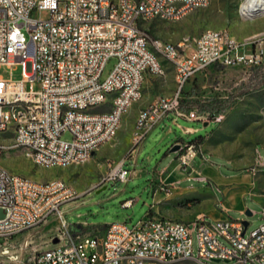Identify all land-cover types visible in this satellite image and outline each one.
I'll return each mask as SVG.
<instances>
[{
	"label": "built area",
	"instance_id": "obj_1",
	"mask_svg": "<svg viewBox=\"0 0 264 264\" xmlns=\"http://www.w3.org/2000/svg\"><path fill=\"white\" fill-rule=\"evenodd\" d=\"M201 2L211 0H0V126L19 123L16 134H7L11 143L5 141L0 151L21 150L35 166L86 163L92 145L110 138L114 110L140 95V70L164 76L158 72L161 61L177 70L176 94L157 97L131 152L166 119L174 124L177 119L203 121L204 115L180 108L184 86L214 66H259L264 40L237 41L229 32L208 29L175 45L153 40L150 48L140 22L176 21L186 11L200 9ZM147 49H155V57H147ZM110 61L112 68L103 76ZM15 67L20 69L18 79L12 77ZM103 89H117V96L102 98ZM17 99L31 100L32 117L5 116L7 100ZM65 104L97 105V112L71 114ZM64 134L69 139H63ZM176 143L180 150L186 148L179 158L186 164L193 145ZM131 173L122 162L104 181L125 182ZM161 189L169 192L166 185ZM74 197L73 187L61 179L59 184L32 185V179L0 165V243H11L55 218L59 229L48 247L35 250L33 264H264V210L261 224L249 233V223L244 228L230 218L199 217L182 223L146 213L135 226L111 223L97 237L70 232L62 207ZM122 205L130 207L132 202ZM1 226H10V233H1ZM2 256L21 262L19 255L9 253V246L0 250Z\"/></svg>",
	"mask_w": 264,
	"mask_h": 264
},
{
	"label": "rangeland",
	"instance_id": "obj_2",
	"mask_svg": "<svg viewBox=\"0 0 264 264\" xmlns=\"http://www.w3.org/2000/svg\"><path fill=\"white\" fill-rule=\"evenodd\" d=\"M243 1L211 0L208 7L197 9L179 20L142 21L140 27L148 35L150 48L153 40L175 44L184 36L195 37L208 29L226 30L237 41L264 40V17L249 20L240 15L238 8ZM165 64L166 76L150 78L146 82L144 79L141 99L123 114L115 137L100 147L86 163L68 168H42L23 156L21 150L8 149L3 151L0 165L8 172L35 181L62 179L71 185L75 197L68 203L76 206L64 214L66 223L88 227L84 234L97 237H101L106 225L111 223L125 222L128 227L137 225L151 205L149 184L167 167H177L189 175L195 169L194 163H205L216 166L222 175L232 172L254 174L264 182V62L247 69L214 66L191 79L181 92L180 108L204 115V120L186 122L180 119L176 124L162 122L142 139L135 153L131 152L136 143L133 134L135 119L139 110L148 105L145 94L150 92L154 99L159 97L157 83L169 81L175 71L173 64ZM112 65L113 61L106 65L103 76ZM2 74L8 76V72ZM19 74V67H15L12 77L18 79ZM162 87L166 89V83ZM171 88L176 89V85L172 84ZM203 123H207L206 126ZM186 127L197 131L184 133L181 128ZM198 136L203 138L192 143L193 156L186 159V164L179 161L186 148L177 153L169 152L174 142H189ZM62 138L69 139V136L64 134ZM122 162L129 170L142 171L143 176L125 182H105L107 173ZM179 185L202 188L207 183L189 179ZM213 193L218 202L223 199L221 192L214 187ZM253 194L258 196V190ZM260 194L264 195V192L260 190ZM128 200L132 205L124 207L122 204ZM245 206L251 216L233 211H228L227 215L233 220L247 221L249 233L261 224L264 204L261 199L247 196ZM200 207H205L204 202ZM214 208L221 209L218 204ZM58 229V221L50 218L22 232L11 243H0V250L9 246V253L20 256V264H33L35 250L48 247ZM0 264L15 263L2 256Z\"/></svg>",
	"mask_w": 264,
	"mask_h": 264
},
{
	"label": "crops",
	"instance_id": "obj_3",
	"mask_svg": "<svg viewBox=\"0 0 264 264\" xmlns=\"http://www.w3.org/2000/svg\"><path fill=\"white\" fill-rule=\"evenodd\" d=\"M161 62L165 68L164 76L146 74L145 82L150 78L155 79L166 76L167 64L165 63L167 62ZM164 83H166V89L162 87ZM171 83L176 85L175 71H173V76L169 81H160V83H157L159 84L157 85L159 89L158 94H160V96H169L173 94L176 89L172 90ZM145 90L149 92V89ZM145 100L148 101L149 104L154 100V95L150 94V92L147 95L145 94ZM178 120L180 119H177L176 123ZM165 121H170L171 124H174L171 119H166L163 122ZM185 121L193 122L188 120ZM181 129L184 133L188 134L196 133L197 131L196 129L187 127ZM194 166L195 169L189 175L178 170L177 167L171 166L164 168L158 176L153 178L149 184L151 198L149 211L152 216L182 223H189L199 217H205L210 221H217L228 219V211L244 214V212L247 211L245 206V198L247 196L261 199L262 204H264V195L260 194V190L264 192V182H261L256 175H241L237 172H232L230 175H222L214 165L196 162ZM131 172V177L129 179L143 176L140 170H131ZM189 179L201 182L206 181L207 186L200 188L182 187L179 185L182 181ZM162 185H166L169 188L168 193L162 191ZM213 187L221 192L223 196L220 202H218L214 196ZM255 190H258V196L253 194ZM202 202H204L205 207L199 208ZM216 204L220 205V210L214 208ZM75 206L74 203H67L62 207V213L65 214L70 212Z\"/></svg>",
	"mask_w": 264,
	"mask_h": 264
},
{
	"label": "bare ground",
	"instance_id": "obj_4",
	"mask_svg": "<svg viewBox=\"0 0 264 264\" xmlns=\"http://www.w3.org/2000/svg\"><path fill=\"white\" fill-rule=\"evenodd\" d=\"M256 1V2H255ZM244 0L238 8V13L243 17L253 20L257 17H264V0ZM210 5V2H201V8H206ZM194 11H186V15L192 13ZM184 16H179L178 20L183 18ZM211 32H224L226 30H213L210 29ZM228 32V31H226ZM232 39L236 40L233 36ZM159 44H167V45H175L171 43H166L159 41ZM147 57H155V49H147ZM158 72H165V68L162 62H158ZM147 74V70H140V95L131 98V101H128L127 106H122L121 109L114 110V122L110 127V138H106L105 141H101L92 145V154L90 157H86V162L91 159L93 154L104 144L108 143L111 139H113L118 131L120 126L121 118L126 110L134 103L138 102L141 99V90L142 85ZM154 76H160V73H151ZM177 79V70L175 69V82ZM176 90L173 94L169 96H164V98H172L175 96ZM109 96H117V89H103L102 90V98H109ZM157 98L150 102L147 106L140 109L137 117L135 119L134 125V138L137 141V136L141 132L144 131V121L147 119V115L149 113V108H153L156 106ZM65 111H71V114H81L84 115H92L93 113L97 112V105H90V106H83L81 105H74V104H65ZM14 113H23L25 117H32L33 116V107L30 99H17V100H7L6 109H5V116H12ZM17 130H19V123L17 122H10L9 127L7 126H0V148H4L5 144L4 141L7 139V134H16ZM3 151H0V161L1 155ZM27 157V156H26ZM34 165L35 161L27 157ZM38 167L42 168H64L63 166H48V165H38ZM11 173V172H8ZM60 179H52L48 181V184H59ZM61 182H65L61 179ZM32 185H41L40 181L32 180ZM74 190V189H73ZM1 233H10V226H1Z\"/></svg>",
	"mask_w": 264,
	"mask_h": 264
},
{
	"label": "trees",
	"instance_id": "obj_5",
	"mask_svg": "<svg viewBox=\"0 0 264 264\" xmlns=\"http://www.w3.org/2000/svg\"><path fill=\"white\" fill-rule=\"evenodd\" d=\"M202 138H203V136H198V137H196L194 140L189 141V142H187V143L192 144V143H194L195 141H200V140H202ZM176 142H179V141H176ZM148 214L151 215V212L148 211ZM87 230H88V227H84V226L76 225V224H72V225H70V232H71L72 234H74V235H76V234H84V233L87 232Z\"/></svg>",
	"mask_w": 264,
	"mask_h": 264
},
{
	"label": "water",
	"instance_id": "obj_6",
	"mask_svg": "<svg viewBox=\"0 0 264 264\" xmlns=\"http://www.w3.org/2000/svg\"><path fill=\"white\" fill-rule=\"evenodd\" d=\"M206 124H207V123H204L203 125L206 126ZM179 150H180V145L177 144V143H175V144H173V145L171 146L169 152H170V153H177ZM244 215L247 216V217H249V216H251L252 214H251V212H249V211L247 210L246 212H244ZM241 223L244 225V228H246V227L248 226V222L245 221V220L241 221ZM55 243H57V240H56V239L53 240V244H55Z\"/></svg>",
	"mask_w": 264,
	"mask_h": 264
}]
</instances>
